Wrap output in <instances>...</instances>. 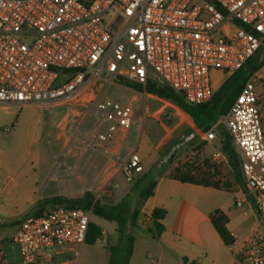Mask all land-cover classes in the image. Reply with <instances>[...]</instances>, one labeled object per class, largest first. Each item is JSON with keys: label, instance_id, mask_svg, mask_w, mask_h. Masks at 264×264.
Wrapping results in <instances>:
<instances>
[{"label": "built area", "instance_id": "2783aa9c", "mask_svg": "<svg viewBox=\"0 0 264 264\" xmlns=\"http://www.w3.org/2000/svg\"><path fill=\"white\" fill-rule=\"evenodd\" d=\"M263 49L264 0H0V106L92 105L101 117L95 138L109 146L128 135L149 83L205 105L213 70L231 76L260 63ZM100 84L128 97H99ZM224 118L247 188L236 207L263 215L264 65ZM215 158L226 160L222 151ZM120 169L129 182L144 172L137 152ZM91 220L92 210L66 205L28 214L12 237L18 260L0 252V264H78ZM234 245L235 264H264V234Z\"/></svg>", "mask_w": 264, "mask_h": 264}, {"label": "crops", "instance_id": "0c3cea01", "mask_svg": "<svg viewBox=\"0 0 264 264\" xmlns=\"http://www.w3.org/2000/svg\"><path fill=\"white\" fill-rule=\"evenodd\" d=\"M227 78L229 76L225 75V79L219 82L216 87L214 86L215 91L222 86ZM95 91L99 97H103L104 95L128 97L121 88H110L106 84H100ZM57 106L67 107L70 114H73L76 118L73 129L68 131L66 125H63V130L57 135V153H52L54 157L60 158V160L52 162L53 159L48 155L49 159L44 163V167L42 166L41 157L36 156V159L30 160L31 165L24 173L15 176L13 171L4 172L0 169V180H10L15 188L14 193H6L0 189V226L5 227L7 230L0 237V242H3V245H0V252L5 253L6 258L11 261H17L19 258L18 251L12 244V237L16 233L20 222L30 214L29 212L41 200L50 196L49 189L52 187H58L61 190L51 195H63L76 199L82 198L87 192H91L94 195L96 194L95 196L102 195L106 199L110 198L112 203L105 202L106 204H102L100 202L105 206L115 207L122 205L126 207L129 203L128 198L132 192V188L121 190L116 184V179L122 173L119 167L120 161L117 162V160H125L131 153L138 151V143L136 145L130 144V138L134 134L135 126L137 129L140 128L137 117L125 138L119 137L111 145L105 146L95 138L101 124V117L94 106L80 101L59 104ZM139 106L140 104H138L137 109ZM17 109L21 108L17 107ZM219 123H221V117L211 127L210 131L214 132L215 128H217L216 135H219L221 145L219 144L220 146L217 147L216 137L213 140H207V134H204L202 139L207 144L201 150L203 154H210L215 151V156L218 151L224 153L222 150L223 140L219 133V128L223 127ZM194 129L197 134L202 132V128L200 126L197 127L195 124ZM77 130L81 131V136H84L87 139L86 142L90 144L86 143L85 145L84 138L82 139L80 135L75 134ZM196 132H194L195 135ZM87 145L88 147H86ZM115 153L119 154L120 159H117ZM154 158L155 153L153 154ZM225 161H227V156ZM39 168H58L56 182L50 181V171L42 178ZM82 169L86 170V172L81 174ZM173 169H169L162 174V177L157 179V185L152 197L143 201L141 194L139 200L137 199L131 210L129 209L132 214L136 211L139 212L136 223L141 228L140 234L133 224L124 230L126 234H132L135 237L130 259L127 261L126 254L121 252V260L118 261L114 256V262L112 263V250L120 249L119 224L110 225L107 222L108 220L103 218L102 222H96L94 218L93 222L102 229L103 238L97 240L94 244L85 243L77 260L78 264H110V262L111 264H183L180 261L183 257L197 260L201 264H235L233 250L230 246L224 244L214 229L210 215L216 210H222L227 215V228L235 239L233 249H239L241 244L253 231H258L260 217L254 208L245 207L241 209L244 219L237 223L232 215V211L226 209L227 203L222 204L219 193H237L241 196L239 200H243L245 199L244 191L231 180L232 188L230 191L182 183L168 177ZM145 172H148V170L144 167V172L138 176L134 184H138L144 180L142 177ZM216 180L220 179L216 178ZM108 189L110 190L108 191ZM155 208H162L167 211V215L163 221L165 232L158 239H154L150 233L144 236V231L152 228L151 214ZM38 210L39 207L35 212H38ZM244 223L246 224L245 233L240 236L237 234V228ZM140 237L143 242L139 245ZM182 237H185L184 243L180 240ZM97 245L100 247V255L92 258V252L88 247H96ZM221 245L227 250V254L228 251L231 253L232 257L228 254L229 256L225 262L218 259L210 261L208 259L209 253L217 255L222 252L223 248H221ZM70 255V252L61 253L57 256V260L63 261L70 257ZM202 257H205V259L202 260Z\"/></svg>", "mask_w": 264, "mask_h": 264}, {"label": "rangeland", "instance_id": "374dc122", "mask_svg": "<svg viewBox=\"0 0 264 264\" xmlns=\"http://www.w3.org/2000/svg\"><path fill=\"white\" fill-rule=\"evenodd\" d=\"M223 79H225V74L223 72L218 70L212 71L211 80L213 86L216 87ZM98 87L99 85H97L96 88ZM260 91L261 88L258 87L257 92ZM138 104H140V106L137 109V122L140 125V128L137 129L135 126L134 134L130 138V144L136 145L138 143L137 153L140 156L144 167L148 170V172H145L142 177L145 178L149 171L158 165L160 160L168 153L170 148L175 143L183 140L186 136L196 131L194 129L192 117L171 100L159 99L157 96L149 95L147 93L145 96L138 99L137 106ZM17 107L19 106H0V169L4 172L13 171L14 176L24 173L25 170L31 165L30 160L33 161L36 159V156H39V158L41 157L43 162L42 166L44 167V163L47 159H49L48 155H50L53 159L52 162L59 161L60 158L53 156L57 153V135L63 130V125H66L67 130L70 131L74 128L76 123V118L73 114H70V111L67 107L57 106L51 110H45L43 107L38 105L19 107L21 109H17ZM224 119V116H222L221 123H219V125L222 126L227 133ZM209 131L206 133L200 132L198 134L196 132V135L190 139L188 144L179 149L170 163L166 164L162 174L171 168H175L178 165H183L186 167L185 169L193 167V169L199 168L205 170L206 172H209L214 178H219L221 182H229L232 185L230 182L231 180L237 186L228 158L227 161H219L214 156L215 151L210 154H203V151H201L202 148L207 144V142L202 139V136L204 134H208ZM215 131V141L217 140V147H219L221 145V139L219 135H216L217 128H215ZM75 134L81 136V131L77 130ZM81 138H84L83 140L85 141L84 143L86 145L87 139L84 136H81ZM86 147H88V145ZM154 153L155 158L153 159ZM115 155H117V159H120L118 153H115ZM118 161H120L119 167L121 168L122 162L124 160H117V162ZM57 169L58 168H39V171L41 172L42 178L48 171H50V181L53 180L56 182ZM85 172L86 170L82 169L81 174ZM149 181L150 178H146L140 183L134 184V182H129L123 173H121L116 179V184L121 190L124 188H132V192L128 198L129 203L125 207L123 221L121 222L124 229L131 226L132 213L129 211V209L131 210V207L135 204L134 202L137 201V199L139 200L141 194L149 184ZM0 189L4 190L6 193L15 192V188L13 187L10 180H0ZM60 190L61 189H58V187L50 188V196L41 200L40 203L36 205L37 207L35 206L29 213H34L38 207L50 206L49 200L53 197H65L63 195H51L60 192ZM109 190L110 189H108V191ZM219 194L222 204L227 203L228 206L226 209L232 211V215L236 222H241L244 219V215L242 210L236 207V202L241 198V196L237 193L231 192H221ZM95 200H98L102 204L109 202L112 203L110 198L106 199V197H103L102 195L95 196ZM94 218L96 219V222H102L101 217L93 215L91 223H94ZM107 222L113 226L115 223L118 224V222L113 220H108ZM95 226L100 228L96 224ZM245 226L246 224L244 223L239 228H237L238 235L241 236L245 233ZM137 229L139 232L141 228L138 227ZM6 231L7 230L5 227L0 226V237ZM144 232V236L149 234L147 231ZM258 232L264 234V214L259 218ZM102 238L103 236L101 229V236L98 240H101ZM184 238L185 237H182L180 239L182 243L185 242ZM86 242H88V236ZM142 242L143 241L140 237L138 244L140 245ZM0 245H3V242H0ZM98 246L99 245L96 247H88L92 252V258L100 255L101 251L100 247ZM221 248H223V251L217 255L209 253L208 259L210 261L218 259L219 261L225 262L229 255L232 257L229 251V255L227 254V250H225L223 245H221ZM121 257L122 253L120 250H118L115 254V258L120 261ZM204 259L205 257H202V260Z\"/></svg>", "mask_w": 264, "mask_h": 264}, {"label": "trees", "instance_id": "16d2710c", "mask_svg": "<svg viewBox=\"0 0 264 264\" xmlns=\"http://www.w3.org/2000/svg\"><path fill=\"white\" fill-rule=\"evenodd\" d=\"M264 65V61L261 63L252 60L244 67L243 70L234 73L229 76L222 86L215 92L214 97L211 102L201 106H190L188 105L183 97L175 92L173 89L167 86H157L153 83H149L146 91L149 95L157 96L159 99H168L173 101L182 110L189 114L194 124L197 127L202 128V133H206L211 129V127L219 120L220 117L227 115L229 109L240 94L245 82L248 77L259 68ZM219 133L222 136V150L230 161L232 171L234 174L235 182L243 190L246 191V184L244 182L240 158L235 150L232 139L229 133L225 132L223 128H219ZM170 163V162H169ZM168 163V164H169ZM166 167L164 165L161 169L153 168L145 176L144 179L150 178L149 184L142 193V200L146 201L153 196L154 190L157 185V179L162 177V171ZM183 165L176 166L168 175L171 179L180 181L182 183H188L203 187H211L216 190L230 191L232 185L229 182H221L216 180L209 172L205 170L189 167ZM50 206L54 207L57 205H66L80 209L92 210V216H98L106 220H113L118 222L120 230V249L112 250V263L114 262L115 252L120 250L123 254H126V260L128 261L132 255L133 246L135 243V237L132 234H126L124 232V227L122 226V221L124 217L125 207L122 205L118 206H105L102 205L98 200H95L94 194L91 192L85 193L82 198L69 199L62 196H56L49 200ZM45 206L39 207L38 213L43 212L46 209ZM139 212L136 211L132 214L131 223L133 226L138 228L136 223ZM167 215V211L162 208H155L151 214L152 228L147 232L152 234L154 239H158L164 232L165 226L163 221ZM261 217V213L258 214ZM211 223L224 242L226 246H230L234 243V238L227 228L228 217L222 210H216L210 215ZM88 243L94 244L101 236V229L96 227L94 223L90 222L89 226ZM183 264H201L197 260H190L187 257L182 258ZM111 264V262H110Z\"/></svg>", "mask_w": 264, "mask_h": 264}, {"label": "water", "instance_id": "95a60500", "mask_svg": "<svg viewBox=\"0 0 264 264\" xmlns=\"http://www.w3.org/2000/svg\"><path fill=\"white\" fill-rule=\"evenodd\" d=\"M264 60V49L261 52L260 55V63L263 62ZM195 136V133L192 132L190 135L186 136L183 140L175 143L170 150L168 151V153L160 160V162L158 163V165L156 166L157 168H162L164 165L168 164L172 158L174 157V155L176 154V152L181 149L183 146L187 145L188 142L190 141V139L192 137Z\"/></svg>", "mask_w": 264, "mask_h": 264}]
</instances>
